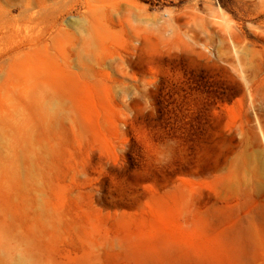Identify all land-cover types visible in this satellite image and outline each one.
I'll return each instance as SVG.
<instances>
[{
  "label": "rangeland",
  "instance_id": "rangeland-1",
  "mask_svg": "<svg viewBox=\"0 0 264 264\" xmlns=\"http://www.w3.org/2000/svg\"><path fill=\"white\" fill-rule=\"evenodd\" d=\"M0 264H264V0H0Z\"/></svg>",
  "mask_w": 264,
  "mask_h": 264
}]
</instances>
